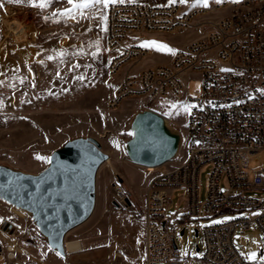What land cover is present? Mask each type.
<instances>
[{
  "label": "rangeland",
  "instance_id": "obj_1",
  "mask_svg": "<svg viewBox=\"0 0 264 264\" xmlns=\"http://www.w3.org/2000/svg\"><path fill=\"white\" fill-rule=\"evenodd\" d=\"M138 1L169 3V0ZM221 1L234 0H188L183 5L210 6ZM0 4L3 5L0 7V165L38 174L48 166L52 152L66 141L76 137L96 139L109 159L97 173L92 215L65 237V241H80L83 250L67 253L65 258H70L71 264H144L145 235L140 210L148 182L181 162L189 107L185 98L166 99L154 107L182 136L176 159L154 169L132 164L125 155L124 142L129 138L127 129L132 116L143 109L139 107V99H128L116 109L108 106L120 75L110 77L107 72L106 8L96 6L85 10L83 15L77 12L75 18H71L60 14L71 7L67 0H52L45 8L33 7L29 0H0ZM227 13L225 9L217 15ZM191 32V35L200 33L199 28H195L143 36L137 41L141 44L156 41L175 52L182 48ZM150 49V56L132 71L170 63L172 54ZM126 70L123 68V72ZM182 82L188 95L200 87L194 76L184 77ZM262 156L260 161L250 160L251 169H262L264 153ZM210 170V166L204 167L199 175L201 203L206 200ZM116 186L127 196L130 208L112 203ZM185 206L184 191L173 192L166 218L175 219L171 223L178 227L175 238L178 255L181 259L190 258L191 264H204L201 251L196 250V245L199 248L203 245L201 229L204 226L240 217L253 218L259 213L227 212L182 221ZM3 224L14 228L15 243L27 264H41L38 254L43 250L58 256L38 235L27 213L0 200V227ZM183 228L184 234L180 235ZM233 242L246 262L264 261V232L259 227L243 230L238 226ZM253 254L256 259H249Z\"/></svg>",
  "mask_w": 264,
  "mask_h": 264
},
{
  "label": "built area",
  "instance_id": "obj_2",
  "mask_svg": "<svg viewBox=\"0 0 264 264\" xmlns=\"http://www.w3.org/2000/svg\"><path fill=\"white\" fill-rule=\"evenodd\" d=\"M225 9L227 14L217 15ZM195 28L200 36L176 50L168 65L132 71L151 54L137 41L139 37ZM105 48L109 76L121 75L109 108L116 109L128 99H139L141 109L154 112L155 105L170 98H185L189 106L181 162L147 184L140 210L144 264H191L190 258L181 259L178 248L174 249L178 227L171 223L173 217L166 218L171 195L179 190L184 191L186 202L182 221L259 211L253 218L204 226L199 248L204 264H264L246 262L233 242L238 226L243 230L257 226L264 232V166L259 171L250 168V160L260 161L264 153V0L210 6L138 0L110 3ZM188 76L200 82L191 95L182 82ZM207 166L211 170L206 200L201 203L199 175ZM127 199L115 189L113 204L130 208ZM0 264H27L10 224L0 227Z\"/></svg>",
  "mask_w": 264,
  "mask_h": 264
},
{
  "label": "water",
  "instance_id": "obj_3",
  "mask_svg": "<svg viewBox=\"0 0 264 264\" xmlns=\"http://www.w3.org/2000/svg\"><path fill=\"white\" fill-rule=\"evenodd\" d=\"M127 133L128 161L149 169L174 161L182 144L181 134L167 119L149 109L132 116ZM108 159L96 139L76 137L53 151L48 166L38 174L0 165V200L27 213L49 250L65 258V237L92 215L97 173ZM116 189L122 192L119 186Z\"/></svg>",
  "mask_w": 264,
  "mask_h": 264
},
{
  "label": "snow or ice",
  "instance_id": "obj_4",
  "mask_svg": "<svg viewBox=\"0 0 264 264\" xmlns=\"http://www.w3.org/2000/svg\"><path fill=\"white\" fill-rule=\"evenodd\" d=\"M9 2H15V0H9ZM30 4L33 7H39V8H45L47 7L52 0H29ZM68 4L71 5L70 8H66L61 15H66L71 18H75V13H79L80 15L84 14V11L96 6H103L104 8H107V6L111 3L114 4L118 2V0H67ZM119 2H123V0H119ZM181 3L186 4L188 0H169V3ZM199 2V0H198ZM3 5L0 4V7ZM103 18V17H102ZM144 47L154 48L157 51H166L170 54L174 52L171 48H169L167 45H164L162 43L156 42V41H147L143 44ZM51 59V57H49ZM38 159H43L42 157H37ZM249 259H256L255 254L249 257Z\"/></svg>",
  "mask_w": 264,
  "mask_h": 264
},
{
  "label": "crops",
  "instance_id": "obj_5",
  "mask_svg": "<svg viewBox=\"0 0 264 264\" xmlns=\"http://www.w3.org/2000/svg\"><path fill=\"white\" fill-rule=\"evenodd\" d=\"M190 30L192 31V29H190ZM187 31H189V30H187ZM191 34H192V32L189 33L188 35H191ZM193 35H194V37H199L200 33L199 34L194 33ZM193 35L189 36L188 39L186 41H184V43H182V45H181L182 48L186 47L194 39ZM174 53H172L171 60L174 56ZM171 60H170V62H171ZM120 78H121V75L119 76L118 81ZM38 256H39L38 261L41 264H71L72 263V260L68 257L62 258L60 256L50 255V254H47L45 252V250L40 251Z\"/></svg>",
  "mask_w": 264,
  "mask_h": 264
},
{
  "label": "bare ground",
  "instance_id": "obj_6",
  "mask_svg": "<svg viewBox=\"0 0 264 264\" xmlns=\"http://www.w3.org/2000/svg\"><path fill=\"white\" fill-rule=\"evenodd\" d=\"M217 3H232L231 2H226V1H221ZM18 30V29H17ZM65 250L66 252L69 253H77L83 250L82 244L78 240L74 241H65Z\"/></svg>",
  "mask_w": 264,
  "mask_h": 264
}]
</instances>
